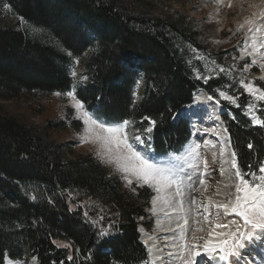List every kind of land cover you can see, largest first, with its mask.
I'll list each match as a JSON object with an SVG mask.
<instances>
[{
	"label": "trees",
	"instance_id": "16d2710c",
	"mask_svg": "<svg viewBox=\"0 0 264 264\" xmlns=\"http://www.w3.org/2000/svg\"><path fill=\"white\" fill-rule=\"evenodd\" d=\"M0 2L47 28L61 45L0 23V99L69 90L73 84L70 62L92 48L85 61L87 79L78 87L77 97L109 121L134 119L137 128H142L148 123L143 117L155 119L150 143L158 154L179 150L190 139V121L177 119V113L194 101L195 92L205 90L219 98L217 90L227 81L225 75L198 78L192 48L216 51L204 43L183 12L161 8L162 0ZM216 53L224 60L226 54ZM139 77L143 87L137 101L133 90ZM227 90L241 106L247 103L249 95L239 83ZM220 102L234 112L233 117L224 112L222 119L239 167L255 171L264 162V127L254 124L230 101ZM262 114L264 101L260 111L264 119ZM65 122L49 120L38 127L0 104V264H5L7 256L19 260L27 255L37 257L38 264H140L148 260L140 225L150 227L146 219L153 191L147 186L135 191L127 188L121 176L93 153L67 156L65 144L50 134ZM29 184L34 187L32 195L24 190ZM77 190L116 212L106 241H97L100 228L78 205ZM65 244L69 247L61 246Z\"/></svg>",
	"mask_w": 264,
	"mask_h": 264
},
{
	"label": "rangeland",
	"instance_id": "374dc122",
	"mask_svg": "<svg viewBox=\"0 0 264 264\" xmlns=\"http://www.w3.org/2000/svg\"><path fill=\"white\" fill-rule=\"evenodd\" d=\"M162 1L164 2L162 4L163 7L161 8L164 10L176 9L183 12L186 17L191 20L193 28L201 35V37L204 39V43L208 47L214 49L216 52H223V55L226 54V56L224 55V60H220L217 58V55L220 54H217L211 50L201 51L194 47L191 50L193 54L191 59L194 61L193 65H195V71L199 76L205 78V80H207L209 77H219L220 75H225L227 77V81L224 84L225 86L219 87L217 90L218 95L220 91H224L228 95H231L227 89L232 83H239L242 78L245 80V82L253 83L255 87L262 88L260 84H264V81H260L259 77L264 75V71L261 70L259 65L264 64V61L258 60L256 65L251 64L252 57L248 54L251 52L250 46L248 47L247 51H241L242 43L245 41L250 42L253 34L247 31V25H245V28L243 29L239 27L244 23L246 18H252L253 14H256V16L259 17L260 13L264 12V5L260 3V0ZM0 4V23L14 25L17 28L26 31L31 36L38 37L47 43L61 47L57 38L47 28L36 25L31 21L26 20L24 17L23 21H21L20 18L22 16L14 13L12 9L11 11L4 9L1 2ZM256 38L258 44L261 42V40H264V36L261 34H256ZM91 52L92 48L86 51L82 56L73 57V60L70 62L69 70L73 77V84L69 90L64 92L34 91L10 99H0V104L3 105L8 112L19 115L29 124H33L35 126L42 127L49 120L66 121V124L63 127L51 129L50 134L57 141L65 144L67 156L69 157H76L80 154L86 153H93L96 156L95 152L97 146L91 142H84L82 139V136L84 135V129L82 127L83 121L81 119L82 113L73 107L74 101L71 98L63 95V93L74 90L76 99H79L76 95V92L78 87L86 80L83 79V77H87L85 72V61ZM67 53L69 54L70 52ZM246 64L249 65L247 70L244 69V65ZM221 69H223V71H221ZM73 72L75 75H73ZM142 84L143 79L142 77H139L136 81V84L134 85L133 90V95L137 101L141 97V91L143 87ZM56 93H61V95H56ZM246 93L249 95L247 103L244 106H241L240 102L235 97V105L236 107H239L240 111L253 122L254 116L261 118L260 111L263 101H260L256 95H251L248 92ZM206 96L210 95L205 90L196 91L194 101L187 107L180 109L177 113V119L185 117L190 121L191 137L181 149H179L177 152H172L166 155L156 154L152 147H150V149H146L157 162L168 163L171 161L173 164H178L184 169V171H180L179 168L174 169L176 176L180 180L181 195L174 196L173 200H182L184 209H188L189 207L192 209V212H190V214L188 213L190 224L189 226L185 227V233L189 240H191L192 231H194V229L197 227V224L195 223L196 219H200V227H207V224L203 221V217L200 216V213L204 211V207H208L209 209V219L216 221V213L218 210L214 206V203L209 205L207 197L220 196L216 194L217 191L215 190L213 182L214 178H216L215 176L220 175L218 159L221 158L220 152L223 151V145L221 141L214 137H212L214 138L213 141L208 143L209 146L214 145L215 150L211 151V159H209L210 163L208 162V167L206 169L207 175L205 176L203 173L205 171L204 160H206V156L205 151L204 155L202 152L204 150L203 146L207 145L206 142L209 136L204 129V121L209 122L208 127L213 128L217 134L220 132L221 124L223 125L221 114L227 112L231 117L234 116V112H232L230 109H227V107H225L220 102L225 100L224 98L219 96V98H214L213 100H206ZM216 100H219V104L215 103ZM85 110L95 113L94 111L89 110L86 105ZM217 116L220 117L219 120L216 119ZM101 119L107 120L105 118ZM127 120L132 121L135 125L134 119ZM135 127L137 128L136 125ZM131 131L132 129H130V133ZM224 138L226 139L225 135ZM228 142L230 149H232L231 151L233 152L232 143L229 140V134ZM193 146H198L197 153L194 155H189V152ZM140 147L144 148L143 145ZM174 156H183L185 159L181 161H175L173 159ZM108 167L115 173L119 174L122 178V175L117 172L114 167ZM232 171V168H230L231 175ZM242 172L244 171L242 170ZM189 174L191 176L190 179ZM198 178L204 181L203 186L197 183ZM122 180L124 181V185L127 188L135 189L138 187L135 181L131 186H129L123 178ZM226 183H230L228 179L225 180L224 185ZM194 185L197 188H201V191L193 190ZM33 188L34 187L30 184L24 186V190L30 195H32ZM204 188H206V191H204ZM173 190L174 189H169V192H173ZM229 190L234 191V189H225L223 187L221 193L227 192ZM152 191L154 193L153 197L156 196L154 190ZM75 197L77 199L78 205H81L84 214H87L86 216L90 221L95 223L100 229L107 228L109 232L113 230L112 228L116 221V212L112 207L102 204L83 190H77V192H75ZM152 198L150 200V208L148 209L150 216L148 219H146V221L151 224L150 227H148L141 223V239L144 235V232L157 235L162 246L164 245V264H169V259L166 256L170 252V248L169 246H166L165 235L157 234V225L159 220L165 219L167 217L170 210L165 211L156 209V205L154 206L152 204ZM197 205H200V207L198 208ZM153 208H155V211H153ZM166 208H169V206H166ZM170 209L173 208L171 207ZM219 211L222 216L220 222H226L228 219L235 218L231 216L224 217L223 210L220 209ZM173 212L174 214H177L178 222H181L179 220L180 218L182 219V217L186 216L184 211L177 212L173 210ZM168 217H171V215ZM143 220V218H140L141 222H143ZM172 232H175V234L177 233L175 235V237H178V239H176V243L181 247V258L176 260V264H182V258L185 253L182 250L183 241L181 240V231L179 229ZM202 235H205L203 231L197 233V236ZM255 241L257 244L254 242H250L251 244H248V242L243 249H238L237 251L241 254L240 256H230L229 259L231 261L238 260L239 264H261L259 256L264 255L262 252L264 247L261 249V251H258L257 246L260 243L262 246H264V241H261L259 238H257ZM146 246L151 249L152 255L151 245L146 244ZM259 247L261 246L259 245ZM151 255L148 260L155 261L154 257ZM7 259L9 260V264H38L37 257H35L34 260L33 256L30 255H27L25 259L15 260L9 256H7ZM141 264H143V262ZM200 264H206L205 257L200 259ZM223 264H227V261H225Z\"/></svg>",
	"mask_w": 264,
	"mask_h": 264
},
{
	"label": "snow or ice",
	"instance_id": "6c2138e0",
	"mask_svg": "<svg viewBox=\"0 0 264 264\" xmlns=\"http://www.w3.org/2000/svg\"><path fill=\"white\" fill-rule=\"evenodd\" d=\"M264 5V0H260ZM3 8L11 11L12 5L3 3ZM23 21V17L20 18ZM248 26L247 31L252 33L250 42L245 41L241 45V51H247L251 47V52L248 54L252 57L251 64L256 65L259 61H264V40L257 43L256 34L264 36V12H261L259 17L253 14L252 18H246L244 23L239 27L241 29ZM35 31V29H34ZM71 55V53H69ZM261 70L264 71V64L259 65ZM249 65H244L247 70ZM223 71V69H221ZM73 75L75 73L73 72ZM198 78L199 75H198ZM87 79V77H83ZM260 81H264V75L259 77ZM242 89L251 95H256L260 101H264V88L255 87L253 83L245 82L242 78L239 81ZM61 95V93H56ZM63 95L71 98L74 101L73 107L82 113L81 119L83 121L84 135L82 139L84 142H91L96 145V156L101 163L114 167L117 172L122 175V178L129 186L135 183L140 186H147L154 190L156 196L152 198V204L157 205L158 201L162 204L172 207L174 211H184L186 216L183 220V226L178 225L181 231V240L183 241L182 250L185 255L182 258V264H200L197 259L204 256L211 257L212 260L228 261L230 256H240L237 251L243 249L248 242H255L257 238L264 241V162H260L255 171L242 172L237 164L235 151L229 154L230 160L226 163L230 164L232 168V175L229 176L231 183L224 185L225 189L229 190L224 193L225 199L216 202L214 206L217 208L216 221L210 220L209 209L204 207V211L200 213L203 221L207 224L206 228H202L200 219H196L197 227L191 233V240L185 233V227L188 226L189 220L187 213L191 212V207L184 209L183 201H174V196L181 195L180 180L176 176L175 168L184 171L183 167L178 164H173L171 161L168 163H160L153 159V156L146 149H150L151 133H153L157 121L149 116L143 117L147 121V126L136 128L132 121L124 119L120 121H108L101 119L96 113L85 110L84 103L76 99L74 90H70ZM219 96L231 103H236V98L228 95L224 91L219 92ZM206 100H213V96H206ZM215 103L219 104V100ZM264 115V114H262ZM220 119L219 116L216 117ZM253 122L261 127H264V119L260 117H253ZM130 129H132L130 133ZM218 135H228V129L222 128V132ZM227 143V141H225ZM143 145L144 148L140 146ZM249 149L253 148V144L247 145ZM198 146H193L189 155L197 153ZM223 156V151L220 152ZM175 161L184 160L183 156H174ZM204 175H207L208 161L204 160ZM252 168L251 165L248 166ZM227 170L221 167L220 174L224 175ZM191 178L189 174V179ZM197 183L204 184L203 180L197 179ZM169 189H174L169 192ZM193 190L201 191V188L193 186ZM135 191V189H133ZM206 191V188H204ZM203 194V192H202ZM217 195L221 194V189H217ZM35 199V197H33ZM194 202V201H193ZM213 204L209 198V205ZM199 208L200 205H197ZM223 210L224 217H235L228 219L226 222H220L221 213ZM155 211V208H153ZM87 215V214H85ZM175 231V229H170ZM204 232L205 235L197 236L198 232ZM97 241H106L111 233L107 228L97 230ZM153 239L151 236L144 241L147 244L148 240ZM62 247H69V245H61ZM155 247V245H153ZM151 252V249H149ZM169 255H172L170 252ZM35 260V257H33ZM69 260L73 257L69 256ZM143 264H155V261L145 260ZM232 264H239L238 260L232 261Z\"/></svg>",
	"mask_w": 264,
	"mask_h": 264
},
{
	"label": "bare ground",
	"instance_id": "6f19581e",
	"mask_svg": "<svg viewBox=\"0 0 264 264\" xmlns=\"http://www.w3.org/2000/svg\"><path fill=\"white\" fill-rule=\"evenodd\" d=\"M187 106H185V107H187ZM208 125H209V122L204 121V129H205V131H206V133L208 134L209 137H208V140L206 142L207 145L206 146H203L204 150H203L202 153L204 155V151H205V156L206 157L205 156L204 157L209 162V159H211V151L212 150H215V146L214 145L209 146L208 143H210L211 141H213L214 138H217L219 141H221V143L223 145V153H224V155L221 156L220 159H218V166L220 167L219 169H221V167H223L227 171L225 172L224 175H221L220 174L218 176H215L216 178H214L213 185L215 186V190L216 191H217L218 188L221 189V191H222V189L224 187L225 180L226 179L229 180V176H231V172H230V168L231 167H230V164L229 163H226V161H229L230 160L229 154L232 151H231L230 146H229L228 135H225L226 136V139L224 138V135H218L219 133L222 132V128L224 126L221 124V126H220V132H218L216 134L215 133L216 131L213 128H211V127L209 128ZM212 137H214V138H212ZM226 140H227V143H225ZM224 193L225 192H222L220 194V196L207 197V199L209 201V198H211L212 202L215 204L216 202H219V201H222V200L225 199ZM155 208L156 209L165 210V211L166 210H170L169 211V214L167 215V217L165 219L159 220L158 225H157V231H158L157 234L158 235H161V234L162 235H165V237H166V240H165L166 241V246L167 247L169 246L170 252L172 253V255H169V253H170L169 252L166 257H168V259H169V264H176V260H178V259L181 258V247H180V245H178L176 243V239H178V237H175V235L177 233L175 234V232L170 231V229L179 230L180 228L178 227V225L183 226V222L182 221L184 220L185 216L182 217V219L181 218L179 219L181 222H178L177 214H174L173 209H170L171 207L166 208V205L162 204L159 201H158V203H157V205H156ZM193 214H194V212H193ZM170 215H171V217H168ZM187 218H188L189 224H190V218L188 216V213H187ZM192 218H193V216H192ZM189 224H188V226H189ZM149 236H151L153 239L148 240L147 244L151 245V247H152V256L154 257V259L156 261V264H164V260H163V258L165 257V255L163 254V252H164L163 246L164 245L162 246L161 242L158 240V236L157 235H152V234L147 233V232H144V235L142 237L143 241L147 240V238ZM254 243H256V241ZM248 244H251V243L249 242ZM153 245H155V247H153ZM259 245L261 247H259ZM263 247L264 246H262L261 243L258 244V246H257L258 251H261V249ZM262 252L264 253V250ZM204 257L206 258V264H223L225 262V261L212 260L211 257H208V256H204ZM259 257H260L259 260H260L261 264H264V255L259 256ZM197 259L200 261L201 258L198 257ZM229 260L227 261V264H232V261L231 260L229 261ZM8 261L9 260L7 259L6 260V264H9ZM256 264H258V263H256Z\"/></svg>",
	"mask_w": 264,
	"mask_h": 264
}]
</instances>
